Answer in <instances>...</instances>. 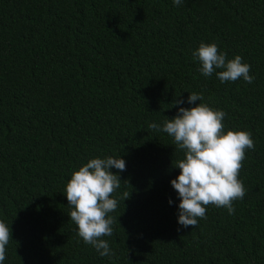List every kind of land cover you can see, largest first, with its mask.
<instances>
[{"label":"trees","instance_id":"trees-1","mask_svg":"<svg viewBox=\"0 0 264 264\" xmlns=\"http://www.w3.org/2000/svg\"><path fill=\"white\" fill-rule=\"evenodd\" d=\"M0 264H264V0H0Z\"/></svg>","mask_w":264,"mask_h":264}]
</instances>
